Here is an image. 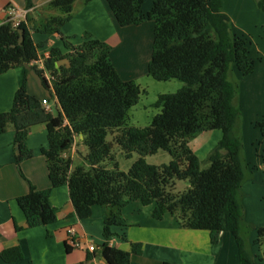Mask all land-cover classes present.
<instances>
[{
    "label": "trees",
    "instance_id": "1",
    "mask_svg": "<svg viewBox=\"0 0 264 264\" xmlns=\"http://www.w3.org/2000/svg\"><path fill=\"white\" fill-rule=\"evenodd\" d=\"M24 1L27 9L33 7L34 0ZM46 1L59 16L33 25L26 14L17 28L10 18L0 25V75L27 65L55 100V107L47 111L28 93L23 79L10 109L0 113V135L9 128L14 131L13 161L18 168L33 157L27 147L31 130L37 126L46 130L47 144L39 153L46 162L50 187L40 191L29 185L27 194L16 199L25 218V228L17 231L56 223L57 209L50 203V194L67 187L78 219L90 218L94 206L106 210L104 243L95 252L104 264H131V258L142 253L141 243L114 232L127 227L122 210L132 202L151 207L157 221L168 214L182 229L207 232L212 245L228 233L236 245L237 264H256L241 202V188L253 179L256 166L244 157L241 117L235 104L238 84L232 77L233 68L242 77L251 75L254 63L249 39L232 32L222 0H154L147 12L142 10L144 0H105L118 27L153 22L147 76L158 83L183 84L174 93L157 96L152 105L155 114L145 126L132 124L129 111L146 91L136 81L120 79L107 43L88 40L74 45L72 39L62 38V47L48 50L41 68L38 61L46 42L33 44L26 36L18 45V30H25V23L32 24L34 33L56 36L70 20L75 0ZM256 6L264 13V0H256ZM213 131H219L221 138L204 159L208 167L201 169L189 141ZM77 137L86 153L82 164L74 166L65 153ZM115 147L127 159L137 156L127 172L118 168ZM159 151L170 156L169 163L147 164L145 158ZM259 157L264 161V153ZM177 181H187L188 187L173 192ZM116 238L127 242L129 249L109 245ZM255 243L264 264V225L256 230ZM92 258L87 253L86 260ZM0 259L16 263L22 259L21 250H4Z\"/></svg>",
    "mask_w": 264,
    "mask_h": 264
},
{
    "label": "crops",
    "instance_id": "2",
    "mask_svg": "<svg viewBox=\"0 0 264 264\" xmlns=\"http://www.w3.org/2000/svg\"><path fill=\"white\" fill-rule=\"evenodd\" d=\"M46 0H34L31 9L26 8L24 0H0V25L9 18L10 7H15L20 13L26 12L30 23L39 25L45 19L59 16L57 11L49 10ZM146 0L142 5L143 12L149 11ZM222 9L230 19L231 30L234 34H243L250 41L249 57L254 63V71L247 77H242L235 68L232 77L237 82V96L235 104L241 117V137L244 147L246 123L250 126L260 124L264 126V13L256 6V0H222ZM70 20L60 29V35L42 36L30 30L32 24L25 23L24 37H29L33 44L46 42L44 49L61 48L62 38L72 39L74 45L88 40H98L111 47L110 58L112 64L123 81H136L146 91L136 107L129 111L132 124L142 126L141 109L153 105L159 94L169 93L166 83H158L147 76V65L150 60L154 24L146 21L139 26L118 27L115 23L105 0H75L72 5ZM135 28V30L133 29ZM148 32L151 37L149 48L143 49L138 45V34L141 30ZM41 53V52H40ZM44 79L50 85L48 75ZM26 80L27 91L38 100H46L48 106L55 107V100L49 102V93L41 86L39 79L30 68H17L0 75V113L10 109L13 95L20 87L22 80ZM175 89L180 85L175 83ZM150 89L154 98L146 101ZM48 94V95H47ZM134 116V118H132ZM146 125V124H145ZM248 125V126H249ZM206 142L201 147L202 153L207 145H216L221 138L219 131L206 132ZM220 133V137H219ZM197 138V137H196ZM262 150L264 153V134H261ZM14 131L9 128L0 135V253L4 250L18 247L22 259L11 264H104L96 253L92 260L87 261L85 247L93 244L100 247L102 238V223L106 210L94 206L91 217L80 220L74 215V208L70 201L67 187L53 189L50 194V203L57 209L56 223L45 228L25 229V218L16 203V199L27 194L29 185L37 190H46L50 187L46 162L39 150L46 147V130L44 126L34 127L28 135L27 147L33 152V157L23 161L20 167L13 161ZM80 138H75L71 149L65 157L81 163L86 149L80 144ZM255 141L257 138L255 137ZM190 142V141H189ZM190 144V143H189ZM191 146V145H189ZM212 146L210 149H212ZM193 146L191 147V149ZM208 148V147H207ZM203 152L201 156L209 153ZM244 157L251 166H256L252 180L245 182L241 188V202L247 204V209L253 205L255 194L264 187V161L261 160L258 150L255 158ZM200 156V157H201ZM199 159V155L197 156ZM20 171L22 175L20 174ZM257 182L259 185H257ZM258 199L261 200L264 195ZM151 207H144L138 202H132L122 210L126 228L114 229V232L124 236L127 241L142 244L140 256H133L131 264H233L238 262L237 249L233 237L222 233L217 244L212 245L207 232L182 229L171 215H165L163 220L157 221L151 216ZM245 220L247 225L254 224ZM255 227V226H254ZM73 229L81 241V247L68 248V229ZM111 246L121 250H128V243L116 238L110 241ZM251 251L253 252L252 248ZM230 262V263H231ZM0 264H7L0 259Z\"/></svg>",
    "mask_w": 264,
    "mask_h": 264
},
{
    "label": "rangeland",
    "instance_id": "3",
    "mask_svg": "<svg viewBox=\"0 0 264 264\" xmlns=\"http://www.w3.org/2000/svg\"><path fill=\"white\" fill-rule=\"evenodd\" d=\"M154 0H146V7L147 8H151L152 3ZM23 15V14H22ZM153 23V22H150ZM135 27V26H134ZM133 27V29L135 30V28ZM37 37H39V34H37ZM138 45L141 46L143 49L146 47V45L148 44L149 38L151 37V35L146 32L144 29L141 30L138 34ZM151 45L148 44L147 48H149ZM152 51V48H151ZM151 51H150V55H151ZM41 53H49L48 49H43L41 50ZM37 77V76H36ZM172 84H168L166 83L165 85H170L167 87V90H169V93H174L177 91V89H175L174 85L175 83H178L180 85V88L183 86V84L179 81H171ZM48 95V94H47ZM154 98V93L153 90L150 89L148 95L145 97L146 101H150L151 99ZM48 100L49 102L51 101V97L50 95H48ZM146 109H141V124H143L142 126H145V124L147 125L151 118L153 117V115L155 114V110L153 109L152 105H149V107H145ZM132 118H134V116H132ZM249 123H246V129L244 131L245 133V137H244V149H245V153L246 156H251L252 158H255V150H258V154H260L259 156L262 155L263 150H262V138H261V134H264V126L260 125V124H254L253 127L252 126H248ZM207 133H202L200 135H198L200 138H205V135ZM197 136V138H194L192 140H190V144L191 146H189L190 148L193 146L192 151L194 152H198L201 150V147L206 143L203 140L199 141L200 138ZM219 137H220V133H219ZM255 137L257 138V141H255ZM211 144L207 145L206 148L203 150V152H207L208 149L211 148ZM208 147V148H207ZM215 148V145L212 146V149H210L209 152H212L211 150H213ZM114 154L116 157V161L118 164V168L120 171L123 172H127V170L130 168V166L132 165V163L137 159V156L135 154H133L131 156V158L127 159L125 158L124 154L121 153L118 148H114ZM202 151V150H201ZM200 151V152H201ZM202 152V153H203ZM202 153H197L199 155V157L201 156ZM209 153H207L205 156H201L200 157V161H201V169H206L208 167V164H206L204 161V159L206 158V156ZM197 155V156H198ZM171 160L170 156L163 151H159L157 152L155 155L152 156H148L145 158V161L147 164L149 165H153V166H160V165H166L169 163V161ZM82 164L81 160L78 159L76 160L75 166H78ZM108 168H112V165H108ZM264 184V181H263ZM257 185H259V183L257 182ZM188 187V182L187 181H177L175 182V187L173 192L178 193V192H182L184 191L186 188ZM262 191H259L258 193L255 194V198L254 201H251V203L253 204L251 206V208L247 209V204L244 203L243 206V210H244V220H249L252 218L251 222L254 225H247L248 227V236H247V240L253 250V255H254V259H255V263L256 264H263V262L261 261L262 258V254L260 251V248L258 247V245L255 243L256 240V230L264 225V206L262 204V199L259 200V194H261L260 196L264 195V187L262 186L261 188ZM255 226V227H254ZM231 261H229V264H233ZM237 264V263H236Z\"/></svg>",
    "mask_w": 264,
    "mask_h": 264
},
{
    "label": "built area",
    "instance_id": "4",
    "mask_svg": "<svg viewBox=\"0 0 264 264\" xmlns=\"http://www.w3.org/2000/svg\"><path fill=\"white\" fill-rule=\"evenodd\" d=\"M26 14H27L26 12L20 13L14 6L10 7V9H9V18L12 20L13 26L16 28L20 25V23L22 21H24ZM48 55H49V53H43L42 54L43 57H41L38 61L40 68L43 65L42 63H43L44 59H46L48 57ZM46 75H48V74H46ZM48 77H49V75H48ZM41 104L47 111L51 112V107L48 106V103L46 100H42ZM67 234H68V239H67L68 246L70 248H73V249L80 248L81 247V241H80V239H78L76 237L74 230L71 228L68 229ZM97 249L98 248L95 247L93 244H89L85 247V252L93 255V254H95Z\"/></svg>",
    "mask_w": 264,
    "mask_h": 264
},
{
    "label": "water",
    "instance_id": "5",
    "mask_svg": "<svg viewBox=\"0 0 264 264\" xmlns=\"http://www.w3.org/2000/svg\"><path fill=\"white\" fill-rule=\"evenodd\" d=\"M18 34H19L18 45L21 46L23 44V41H24V31H23V29H19L18 30ZM24 68L28 69V66L24 65Z\"/></svg>",
    "mask_w": 264,
    "mask_h": 264
}]
</instances>
